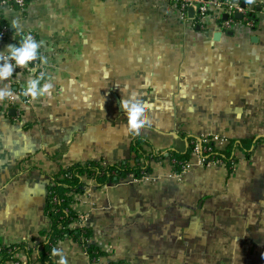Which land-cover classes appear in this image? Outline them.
Segmentation results:
<instances>
[{"label": "crops", "instance_id": "1", "mask_svg": "<svg viewBox=\"0 0 264 264\" xmlns=\"http://www.w3.org/2000/svg\"><path fill=\"white\" fill-rule=\"evenodd\" d=\"M227 1L251 29L222 28L228 17L214 7L201 27L174 0L0 3V51L19 40L15 19L45 58L14 68L17 98L0 100V244L24 245L0 264H90L87 245L95 264H264V0ZM29 68L45 72L48 94L23 95ZM133 90L152 105L139 131L120 107ZM213 136L220 149L236 142L229 165L192 159L176 176L162 158ZM86 161L143 173L82 178L71 228L88 235L57 240L41 261L52 178Z\"/></svg>", "mask_w": 264, "mask_h": 264}, {"label": "trees", "instance_id": "2", "mask_svg": "<svg viewBox=\"0 0 264 264\" xmlns=\"http://www.w3.org/2000/svg\"><path fill=\"white\" fill-rule=\"evenodd\" d=\"M210 17L213 16V12L210 11ZM208 15V16H209ZM196 138L190 137L188 140L191 142ZM189 142V146L185 153H171L162 158H169L174 160L172 163L175 172L180 171V163L188 161L192 156V147ZM211 148L208 151V158L221 159L225 165L232 163L233 154L232 149L237 146L236 142L229 140L226 146L222 149L214 145L213 142L206 144ZM139 146L135 144L134 150L139 151ZM148 172V168H144V172ZM127 174H134L140 176L142 169L139 167H131L126 164L119 165H107L102 166L98 161H86L84 163H78L66 168L61 169L57 175L52 178L50 186L48 188V198L46 200V212L51 221V227L49 231H45L46 242L43 244L42 249L39 251V259L41 261L48 260V256L53 252V246L55 242L66 236L86 237L88 235L87 229L83 227L71 228V224L77 219L75 213L72 210L71 204L73 197L71 193H80L82 191L83 181L82 178L93 179L96 183L104 185L107 182L116 181ZM22 246H4L0 244V256L5 258L12 257L14 253ZM87 251L90 258H97L99 252H96L91 245H87Z\"/></svg>", "mask_w": 264, "mask_h": 264}, {"label": "clouds", "instance_id": "3", "mask_svg": "<svg viewBox=\"0 0 264 264\" xmlns=\"http://www.w3.org/2000/svg\"><path fill=\"white\" fill-rule=\"evenodd\" d=\"M11 26L16 30L19 40L16 43L5 45L4 49L0 51V61H2L0 63V82H5L3 87H0V100L17 98L16 93L6 83L13 76L14 68L23 69L36 59H39L41 64H43L45 59L40 54L42 41L35 39L31 31H23L22 26L15 19L11 21ZM29 72L32 75L27 77L20 86L23 95L36 99L48 94L52 88V83L45 78V72L36 73L35 68H29ZM120 107L128 115V128L130 130L139 131L146 123H151L147 112L151 110L152 105L144 98L143 94L135 90L127 95L122 94ZM58 264H67L63 256L60 257Z\"/></svg>", "mask_w": 264, "mask_h": 264}, {"label": "built area", "instance_id": "4", "mask_svg": "<svg viewBox=\"0 0 264 264\" xmlns=\"http://www.w3.org/2000/svg\"><path fill=\"white\" fill-rule=\"evenodd\" d=\"M177 7L182 15H185L189 8L193 11V18L198 25L202 27V22L208 17L212 7L224 12L227 15V19L221 21V27L224 29H231L235 27L244 26L245 28L251 29L253 27V21L249 17L243 20H236L233 18V14L238 11H242L240 7L231 4L227 0H174ZM1 4L16 6L20 9L24 8L26 5V0H0ZM8 28L2 26L0 29V38H6L8 35ZM213 142L214 145L217 143L224 144V139L218 136H213L211 138H196L190 142L192 149V156L188 161L180 163V171L175 173L179 176L181 173L186 171L191 165V160H196L197 163L202 165H225L224 161L221 159L208 158V151L211 150L206 144ZM219 148V147H218ZM174 162V160H172ZM143 173V172H142ZM148 177H145L147 179ZM87 241V240H86ZM85 242V241H84ZM96 258H90V264H95Z\"/></svg>", "mask_w": 264, "mask_h": 264}, {"label": "water", "instance_id": "5", "mask_svg": "<svg viewBox=\"0 0 264 264\" xmlns=\"http://www.w3.org/2000/svg\"><path fill=\"white\" fill-rule=\"evenodd\" d=\"M187 13H188L189 16L192 15V9L189 8L188 11H187ZM236 16L237 17H240V14H236ZM225 17H226V15H225ZM10 112L12 113V110Z\"/></svg>", "mask_w": 264, "mask_h": 264}, {"label": "rangeland", "instance_id": "6", "mask_svg": "<svg viewBox=\"0 0 264 264\" xmlns=\"http://www.w3.org/2000/svg\"><path fill=\"white\" fill-rule=\"evenodd\" d=\"M84 183V182H83Z\"/></svg>", "mask_w": 264, "mask_h": 264}]
</instances>
